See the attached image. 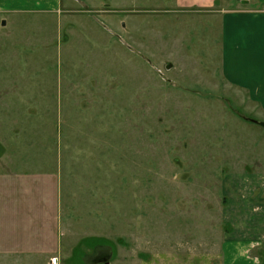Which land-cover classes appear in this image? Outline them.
<instances>
[{"label": "rangeland", "instance_id": "obj_1", "mask_svg": "<svg viewBox=\"0 0 264 264\" xmlns=\"http://www.w3.org/2000/svg\"><path fill=\"white\" fill-rule=\"evenodd\" d=\"M8 1L0 264H212L223 178L264 168V111L223 75L220 16L182 0Z\"/></svg>", "mask_w": 264, "mask_h": 264}, {"label": "crops", "instance_id": "obj_2", "mask_svg": "<svg viewBox=\"0 0 264 264\" xmlns=\"http://www.w3.org/2000/svg\"><path fill=\"white\" fill-rule=\"evenodd\" d=\"M33 6L34 0H26ZM186 7L220 16L221 67L226 80L246 90L264 111V6L253 0H182ZM20 3L9 0L12 5ZM222 233L212 264H264V168L235 171L222 180Z\"/></svg>", "mask_w": 264, "mask_h": 264}, {"label": "water", "instance_id": "obj_3", "mask_svg": "<svg viewBox=\"0 0 264 264\" xmlns=\"http://www.w3.org/2000/svg\"><path fill=\"white\" fill-rule=\"evenodd\" d=\"M2 24H3V25L6 24L5 20L2 21ZM170 67H172L171 64L168 65V68H170ZM261 124L264 126V122H262ZM108 263H109V261H106V264H108Z\"/></svg>", "mask_w": 264, "mask_h": 264}]
</instances>
